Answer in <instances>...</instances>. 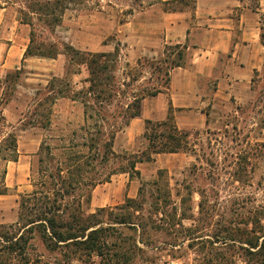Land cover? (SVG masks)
<instances>
[{
	"label": "rangeland",
	"instance_id": "obj_1",
	"mask_svg": "<svg viewBox=\"0 0 264 264\" xmlns=\"http://www.w3.org/2000/svg\"><path fill=\"white\" fill-rule=\"evenodd\" d=\"M1 1H15L20 8L24 7L20 0ZM140 1L77 0L66 10L67 22L63 29L60 27L52 34L47 27L35 21L34 28L31 27L30 30H34L37 41L67 43L65 28L68 22H75L76 26L91 22L99 26L100 30H106L105 35H102L106 37L105 43L117 44L114 21L119 23L128 19ZM101 3L105 6L102 13L106 21L97 20L100 17L96 13L100 9L97 6L100 7ZM88 7L95 10L83 12ZM99 32L97 29L91 30V33ZM168 54L171 55L167 61L166 55L159 60H143L138 64L122 63L119 60L116 82L120 87L126 82L127 86H122L124 92L114 99L110 110L128 103L132 94H142L144 88L151 91L162 87L168 77L166 72L177 61V50L173 53L168 50ZM25 71L14 70L6 76L0 100L3 115L9 104L10 111L6 114L14 121L12 127L5 129V136L0 141L8 133H15L19 159H22L21 164L14 165L4 159V153H0V184L5 180L8 169L12 171L10 182L13 181L7 194L0 196V224L17 221L22 196L35 189L33 184L48 167L46 153H40V146H51L54 148L53 155L60 157L64 146L83 142L82 136L86 133L80 130L85 124L84 105L80 100L70 107H59L57 112L53 108L49 127L33 126L40 120V117L34 115V106L46 95V92L39 95L36 92L44 91L53 78L46 77L48 82L30 81L26 80ZM65 76L66 73L61 78ZM86 77L84 67L81 74L71 73L67 76L73 83H78L73 85L78 90L83 87ZM135 78L138 80L131 81ZM255 87L263 91L258 101L225 113L218 123L189 132V151L181 152L182 155L162 156L155 162H143L140 174H134L132 178L135 180L133 196H129L132 194L129 184L120 187L122 183L116 180L115 175L120 173L112 175L110 182L77 191L78 195H84L83 208L88 214L101 210L97 219L102 226L108 227L109 246L118 251L120 249L113 245L121 246L125 242L129 255H133L130 264H220L221 261L216 258L222 255L225 256L222 264H242L245 251L240 249L239 242L235 247L232 245L231 230L235 226L247 228L243 219L250 221L249 218L264 207V148L260 147L261 152H257V144L264 142V73ZM20 116L18 122L17 117ZM258 120L263 122L257 125ZM123 137V131H120L114 139L113 150L118 155L125 157L148 148V141L139 138L134 150H126ZM116 145L120 148L119 151H116ZM41 157L45 162H41ZM119 162L126 164L124 159L113 157L107 165L98 166L94 171H90L88 167L85 175L90 178L89 182L98 173H102V178H105ZM128 198L135 201L132 207L127 206ZM124 215H131L130 221L134 223L143 218L148 223L144 239L149 246L138 242L139 248L144 249L145 253L138 252L132 240L127 239L137 237L138 232L130 225L116 223L117 218L121 219ZM34 247L39 250L36 245ZM31 252L35 256V252ZM96 260L95 263L73 261L71 264H101L99 259ZM51 261L58 264L54 259ZM7 264L24 263L14 260Z\"/></svg>",
	"mask_w": 264,
	"mask_h": 264
},
{
	"label": "trees",
	"instance_id": "obj_2",
	"mask_svg": "<svg viewBox=\"0 0 264 264\" xmlns=\"http://www.w3.org/2000/svg\"><path fill=\"white\" fill-rule=\"evenodd\" d=\"M21 1L24 4L20 11L22 23L34 28L37 22L47 27L53 34L61 25L66 10L77 0H20L19 2ZM181 3L192 8L195 0H181ZM184 48L185 46L182 45L166 47L165 61L171 55L168 54V50H171V53L177 50V61L173 62L171 68L181 65ZM59 54H64L67 58L66 76L53 77L44 91H37L36 95L42 92H46V95L34 106V115L40 117V120L33 126L43 128L50 126L53 106L58 99L80 100L84 105L85 124L80 128L81 131L86 132L82 136L84 141L64 146L60 157L53 155L54 148L51 146L41 145L39 151L42 154L46 153L48 167L46 166L42 176L33 184L35 189L22 196L17 221L12 224H0V264L14 260L24 264H53L51 259L58 264H71L73 261L95 263L96 259H99L101 264H130L133 255H129L124 246L125 242L121 246L113 245L120 249L118 251L109 246L108 227L102 226L97 219L101 210L98 213L88 214L83 208L84 195H78L77 191L110 182L111 176L118 173H129L133 178L134 174H140L136 169L137 164L154 160L153 156L156 154L189 151L187 145L190 134L178 128L173 109L170 107L165 120H146L144 136L148 141L147 150L131 153L125 157L116 154L113 150L116 134L124 131L133 118L141 115L142 100L160 93L168 85V77L162 87L151 91L144 88L142 94H132L128 103L118 105L111 111L110 106L114 99L124 92L122 86H127L126 82H123L121 87L116 82L119 47L117 46L112 52L82 51L68 43L37 41L32 29L26 56L57 58ZM82 67L86 68L87 77L83 80V87L78 90L73 88V85L76 86L78 83H73L67 76L71 73L81 74ZM166 74L169 76V71ZM137 80L135 78L131 81ZM259 92L262 94L263 91ZM6 128H9L7 120L0 110V138L5 136ZM260 147L264 148V142L257 144V152L260 151ZM0 153H4L5 160H18L15 133H8L6 138L0 141ZM113 157L124 159L126 164L122 165L119 162L120 164L116 165L105 178H102V173H98L89 182L90 178L85 175L87 168L94 171L98 166L107 165ZM40 160L42 163L45 162L43 157ZM7 192L8 187L4 180L0 184V195H5ZM127 202L129 207L135 203L132 198H128ZM131 217L124 215L121 219L117 218L116 223L130 225L129 227L138 232V240L136 236L127 239L132 240L138 252L145 253L144 249L139 248L138 242L149 246L144 239L148 223H145V218L134 223L130 221ZM249 219L250 221L243 219L248 225L247 228L235 226L231 230L232 245L235 247L239 242L240 249L245 251L242 264H264V207ZM34 245L39 250H36ZM31 251L35 252V256ZM224 257L222 255L216 259L222 264Z\"/></svg>",
	"mask_w": 264,
	"mask_h": 264
},
{
	"label": "crops",
	"instance_id": "obj_3",
	"mask_svg": "<svg viewBox=\"0 0 264 264\" xmlns=\"http://www.w3.org/2000/svg\"><path fill=\"white\" fill-rule=\"evenodd\" d=\"M137 4L128 19L114 21L117 44L105 43L106 37L102 35L106 30L91 22L77 26L75 22H68L65 28L67 43L77 49L112 52L118 46L122 63L159 60L165 56L167 46H185L181 65L169 70L168 85L156 96L142 100L141 115L133 118L123 131L126 150H134L136 140L145 138L146 120H165L170 107L178 128L192 132L218 123L225 113L259 100L262 95L255 85L264 73V0H195L192 8L181 0H141ZM102 5L97 6L100 8L96 11L100 15L97 20L106 21ZM91 8L83 12L95 10ZM21 9L18 3L0 0V100L5 89L4 79L11 71L24 69L26 80L39 82H48L46 77H63L66 73L64 54L57 58L25 55L31 26L22 23ZM66 15L56 31L64 28ZM92 29L100 32L91 33ZM74 103L77 102L60 98L53 108L57 112L59 107ZM7 111H10L9 104L4 116L8 127H12L14 121L7 117ZM21 116L17 117L18 122ZM262 122L258 120L256 124ZM115 149L120 150L117 145ZM182 154L162 153L153 158L155 162L162 156ZM11 162L19 165L22 159L18 155V160ZM141 165L136 166L139 172ZM11 173L9 169L6 171L7 187L13 183L9 179ZM115 176L122 183L120 187L129 184L132 189L129 196H133L135 180L130 174Z\"/></svg>",
	"mask_w": 264,
	"mask_h": 264
}]
</instances>
